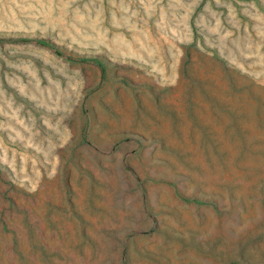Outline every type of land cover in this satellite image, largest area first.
<instances>
[{
  "label": "rangeland",
  "instance_id": "obj_1",
  "mask_svg": "<svg viewBox=\"0 0 264 264\" xmlns=\"http://www.w3.org/2000/svg\"><path fill=\"white\" fill-rule=\"evenodd\" d=\"M0 264H264V0H0Z\"/></svg>",
  "mask_w": 264,
  "mask_h": 264
}]
</instances>
